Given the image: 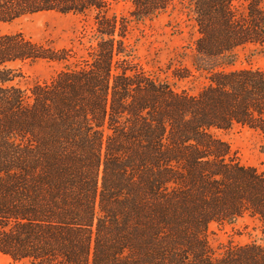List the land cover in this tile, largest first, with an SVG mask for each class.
Wrapping results in <instances>:
<instances>
[{"label": "trees", "instance_id": "16d2710c", "mask_svg": "<svg viewBox=\"0 0 264 264\" xmlns=\"http://www.w3.org/2000/svg\"><path fill=\"white\" fill-rule=\"evenodd\" d=\"M0 0V22L95 13L86 54L23 32L0 34V254L13 264H264V246L216 256L212 222L264 226V173L230 159L213 133L243 124L264 138V70L226 71L235 49L264 46V0ZM179 7L199 33L194 65L209 84L178 92L147 74L127 42L132 18ZM74 59V60H73ZM64 63L30 94L10 63ZM264 154V140L261 145Z\"/></svg>", "mask_w": 264, "mask_h": 264}, {"label": "rangeland", "instance_id": "374dc122", "mask_svg": "<svg viewBox=\"0 0 264 264\" xmlns=\"http://www.w3.org/2000/svg\"><path fill=\"white\" fill-rule=\"evenodd\" d=\"M111 2V14L131 18V0ZM247 4L248 0L234 1V5L243 10ZM94 21L95 13L92 11L85 14L50 11L25 16L12 23L0 22V34L23 32L34 41L55 49L73 48L78 57H82L89 46ZM198 37V29L190 13L173 4L156 17L144 20L132 18L127 42L132 48L133 60L147 74L168 83L178 92L197 94L209 84L207 73L198 71L194 65ZM234 53L235 61L225 66L226 71L243 68L264 70V46L249 43L236 48ZM9 66L23 71V77L16 78L11 84L30 94V88L35 83L50 81L65 64L37 60L32 63H10ZM213 133L229 143L230 159L264 173V154L261 151L264 138L259 130L236 123L225 129L215 128ZM208 240L216 256L222 255L229 246H264V226L258 217L251 214H245L233 222H212ZM0 264L13 262L8 256L0 254Z\"/></svg>", "mask_w": 264, "mask_h": 264}]
</instances>
